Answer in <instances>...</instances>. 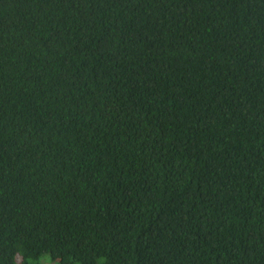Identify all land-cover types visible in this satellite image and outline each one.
I'll use <instances>...</instances> for the list:
<instances>
[{
    "label": "trees",
    "instance_id": "obj_1",
    "mask_svg": "<svg viewBox=\"0 0 264 264\" xmlns=\"http://www.w3.org/2000/svg\"><path fill=\"white\" fill-rule=\"evenodd\" d=\"M0 264H264V0H0Z\"/></svg>",
    "mask_w": 264,
    "mask_h": 264
}]
</instances>
